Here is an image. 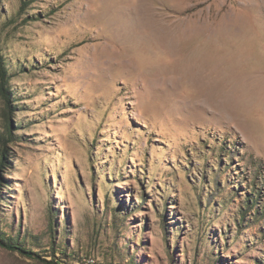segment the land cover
Segmentation results:
<instances>
[{"label":"rangeland","instance_id":"1","mask_svg":"<svg viewBox=\"0 0 264 264\" xmlns=\"http://www.w3.org/2000/svg\"><path fill=\"white\" fill-rule=\"evenodd\" d=\"M2 83L0 264H264V0H0Z\"/></svg>","mask_w":264,"mask_h":264},{"label":"trees","instance_id":"2","mask_svg":"<svg viewBox=\"0 0 264 264\" xmlns=\"http://www.w3.org/2000/svg\"><path fill=\"white\" fill-rule=\"evenodd\" d=\"M1 77L3 78V74H1ZM5 84H8V80L5 81ZM5 84H3V83L0 84V95L6 99L7 98L6 93H8L9 91H8V87ZM4 85H5V87H4ZM7 106L10 107L11 105L8 104ZM7 134L11 136V131L8 130ZM5 159H6V156H5L4 152L2 150H0V168L3 167L1 164H3ZM0 246L4 249L8 250V251L19 252L20 254H22L24 256L26 255L28 257L35 254L30 250H25V248L21 247V245H18L16 243H10V242L8 243V242H4V241L0 240ZM50 262H52V261H50ZM53 262L55 264H58L55 261H53Z\"/></svg>","mask_w":264,"mask_h":264},{"label":"bare ground","instance_id":"3","mask_svg":"<svg viewBox=\"0 0 264 264\" xmlns=\"http://www.w3.org/2000/svg\"><path fill=\"white\" fill-rule=\"evenodd\" d=\"M143 1H145V0H143ZM142 12H138L137 14H136V16L133 18V21H134V24L135 25H138V26H140V25H143V21H142V14H141ZM150 13V12H149ZM149 13H146V14H149ZM144 16H145V14H144ZM149 17V16H148ZM151 18H154V17H152L151 16ZM157 18V17H156ZM151 21V20H150ZM156 22V21H155ZM159 23V22H158ZM153 24V23H152ZM162 24V23H161ZM154 26V25H153ZM154 28V27H153ZM153 28H151V29H153ZM156 29V28H155Z\"/></svg>","mask_w":264,"mask_h":264}]
</instances>
